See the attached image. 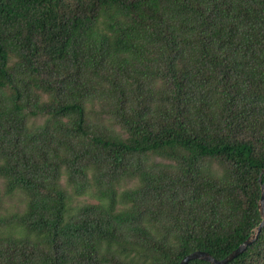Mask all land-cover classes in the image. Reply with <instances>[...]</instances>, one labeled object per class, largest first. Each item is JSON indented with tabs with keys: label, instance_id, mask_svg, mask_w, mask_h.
I'll list each match as a JSON object with an SVG mask.
<instances>
[{
	"label": "trees",
	"instance_id": "trees-1",
	"mask_svg": "<svg viewBox=\"0 0 264 264\" xmlns=\"http://www.w3.org/2000/svg\"><path fill=\"white\" fill-rule=\"evenodd\" d=\"M263 170L264 0H0V264L222 260Z\"/></svg>",
	"mask_w": 264,
	"mask_h": 264
},
{
	"label": "water",
	"instance_id": "water-1",
	"mask_svg": "<svg viewBox=\"0 0 264 264\" xmlns=\"http://www.w3.org/2000/svg\"><path fill=\"white\" fill-rule=\"evenodd\" d=\"M262 175L264 176V170L261 173V176ZM259 212H260L262 220H261V223L255 228L254 233L226 258L222 260H217L216 258H214L211 254L207 252L196 251L184 257L182 261L180 262V264H188L189 262L193 260L206 261L211 264H228L229 262L237 258L239 255H241L244 251H246V249L256 241L258 235L260 234L262 228L264 227V182L261 185V198L259 201Z\"/></svg>",
	"mask_w": 264,
	"mask_h": 264
},
{
	"label": "rangeland",
	"instance_id": "rangeland-1",
	"mask_svg": "<svg viewBox=\"0 0 264 264\" xmlns=\"http://www.w3.org/2000/svg\"><path fill=\"white\" fill-rule=\"evenodd\" d=\"M89 202H95L93 199ZM24 206V197L17 194L13 197H1L0 198V215H6L8 213H19Z\"/></svg>",
	"mask_w": 264,
	"mask_h": 264
}]
</instances>
